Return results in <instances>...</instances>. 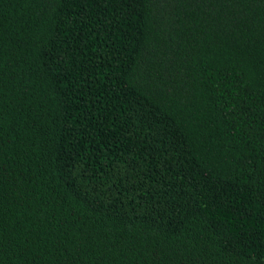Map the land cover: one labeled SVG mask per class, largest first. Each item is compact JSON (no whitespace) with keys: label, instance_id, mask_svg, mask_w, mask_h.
<instances>
[{"label":"trees","instance_id":"1","mask_svg":"<svg viewBox=\"0 0 264 264\" xmlns=\"http://www.w3.org/2000/svg\"><path fill=\"white\" fill-rule=\"evenodd\" d=\"M0 264H264V0H0Z\"/></svg>","mask_w":264,"mask_h":264}]
</instances>
